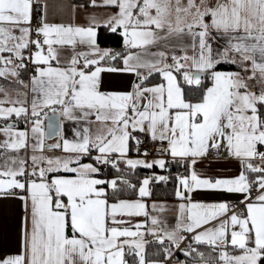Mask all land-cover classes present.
<instances>
[{
    "label": "snow or ice",
    "instance_id": "1",
    "mask_svg": "<svg viewBox=\"0 0 264 264\" xmlns=\"http://www.w3.org/2000/svg\"><path fill=\"white\" fill-rule=\"evenodd\" d=\"M0 79V198L21 205L0 264H264V0H0ZM210 149L236 173L198 170Z\"/></svg>",
    "mask_w": 264,
    "mask_h": 264
},
{
    "label": "crops",
    "instance_id": "2",
    "mask_svg": "<svg viewBox=\"0 0 264 264\" xmlns=\"http://www.w3.org/2000/svg\"><path fill=\"white\" fill-rule=\"evenodd\" d=\"M43 0H41V3ZM62 3L71 5V4H79L77 2H74L73 0H61ZM199 2V0H197ZM206 3L214 5L216 3V0H206ZM103 12L104 9L102 8H87L85 9H79L77 10L75 14L76 22L77 23H86L85 20V15L86 12ZM52 17L50 16L49 19ZM63 19L65 22L71 21L72 20V11L71 8L69 7L66 11V13L58 18ZM157 49H153V51H156ZM161 50L169 51L170 49L167 48H162ZM25 79H27V75L25 74L24 76ZM0 86L6 87L9 90V95H14V92L12 91L10 87V82L1 79L0 81ZM3 93L0 92V96H2ZM19 127L23 128L24 122L21 120L19 121L18 124ZM71 127L72 124L71 122H68V124L65 126V133L68 136H71ZM0 139H3L2 136H0ZM54 142L53 140H50L49 143ZM47 151V150H46ZM23 155V152L21 153ZM135 156V155H133ZM149 158V157H148ZM151 159V158H149ZM167 167V166H166ZM238 168V163L235 160L229 159L227 157V154L223 152V150L220 151V156L218 159H212L208 156L204 158V162L202 164L197 165V169L201 170L205 173H207L209 176H228V175H233L236 173ZM156 173V172H155ZM158 175H160L157 172ZM162 175V174H161ZM144 178V177H143ZM142 178V179H143ZM141 179V180H142ZM198 199H206V200H211V199H216L215 195H213L210 192L203 193L202 195L197 197ZM227 199H235V197L228 196L226 197ZM146 203L149 205V208L152 204L153 201L157 202H164L168 205H172L175 203V199H153V198H145ZM160 215L166 217L169 221V223H175L174 220V212L171 210H167L163 213H160ZM20 217H21V205L20 201L18 200H12V199H5V198H0V245L6 246L9 249H14L15 247V241L18 233V228H19V223H20ZM146 240L152 241L151 236H146ZM218 259V253L215 254V256ZM178 259L183 260L184 257L180 256Z\"/></svg>",
    "mask_w": 264,
    "mask_h": 264
},
{
    "label": "trees",
    "instance_id": "3",
    "mask_svg": "<svg viewBox=\"0 0 264 264\" xmlns=\"http://www.w3.org/2000/svg\"><path fill=\"white\" fill-rule=\"evenodd\" d=\"M74 2L77 3H83L84 0H73ZM99 37H100V43L101 46H112L115 47L116 46V42H117V37L113 36L109 33L106 32V30L101 27L99 30ZM221 67H226V65H221ZM1 81V79H0ZM177 171H183L182 168H178V166L176 164H171L168 168L166 167L165 169H160L159 167H155L153 169H147L143 166H138L136 170H134L133 172H129L127 173L128 178L130 179V182L133 184H137L138 181H140L143 177L150 175L152 172H158L159 174L165 175L166 173L171 172L173 175H175V173ZM150 189L152 192V195L150 198L153 199H172L174 198V196L172 195V191H173V182L172 179L170 178L168 181L166 182H156L153 181L150 184ZM122 198H126V199H134L136 198L132 192V190H128L125 194L122 195ZM149 199V198H148ZM157 248V245L155 243H149L146 245V250L149 253V255H151L153 252H155ZM200 250L203 251L205 253V257L209 258V252L210 249L207 248V246L201 245L200 246ZM215 252L211 253V256L214 257L215 256ZM176 256L179 258L180 256H183V254L180 253H176ZM185 259V257H184Z\"/></svg>",
    "mask_w": 264,
    "mask_h": 264
},
{
    "label": "built area",
    "instance_id": "4",
    "mask_svg": "<svg viewBox=\"0 0 264 264\" xmlns=\"http://www.w3.org/2000/svg\"><path fill=\"white\" fill-rule=\"evenodd\" d=\"M33 23H35V20L33 21ZM148 147L151 148V144H149ZM133 155H135V153H133ZM207 156L210 157V158H212V159H218L219 156H220V153H218L215 149H210ZM149 158H152V157H149ZM169 166L170 165H168L167 168Z\"/></svg>",
    "mask_w": 264,
    "mask_h": 264
},
{
    "label": "rangeland",
    "instance_id": "5",
    "mask_svg": "<svg viewBox=\"0 0 264 264\" xmlns=\"http://www.w3.org/2000/svg\"><path fill=\"white\" fill-rule=\"evenodd\" d=\"M161 175V174H160ZM169 175V173H166L165 176Z\"/></svg>",
    "mask_w": 264,
    "mask_h": 264
},
{
    "label": "water",
    "instance_id": "6",
    "mask_svg": "<svg viewBox=\"0 0 264 264\" xmlns=\"http://www.w3.org/2000/svg\"><path fill=\"white\" fill-rule=\"evenodd\" d=\"M49 141H50V140H49ZM49 141H48V142H49Z\"/></svg>",
    "mask_w": 264,
    "mask_h": 264
}]
</instances>
